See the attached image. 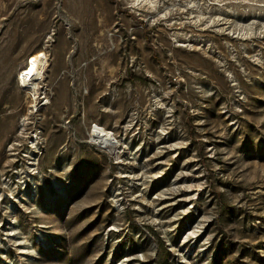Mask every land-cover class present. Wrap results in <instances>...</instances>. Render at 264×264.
<instances>
[{
	"label": "rangeland",
	"instance_id": "obj_1",
	"mask_svg": "<svg viewBox=\"0 0 264 264\" xmlns=\"http://www.w3.org/2000/svg\"><path fill=\"white\" fill-rule=\"evenodd\" d=\"M0 264H264V0H0Z\"/></svg>",
	"mask_w": 264,
	"mask_h": 264
},
{
	"label": "bare ground",
	"instance_id": "obj_2",
	"mask_svg": "<svg viewBox=\"0 0 264 264\" xmlns=\"http://www.w3.org/2000/svg\"><path fill=\"white\" fill-rule=\"evenodd\" d=\"M23 43H24V41H23ZM44 56H45V54L41 50L30 58V60L27 62V65L20 72L21 75L19 76V79H20V85L21 86H25V87L33 86L34 87V85H31V84H33V81L41 78L42 73H43V68H44V62H45V61H43ZM103 133L107 134L108 132H103Z\"/></svg>",
	"mask_w": 264,
	"mask_h": 264
},
{
	"label": "trees",
	"instance_id": "obj_3",
	"mask_svg": "<svg viewBox=\"0 0 264 264\" xmlns=\"http://www.w3.org/2000/svg\"><path fill=\"white\" fill-rule=\"evenodd\" d=\"M117 253H118V251L115 252V254H117Z\"/></svg>",
	"mask_w": 264,
	"mask_h": 264
}]
</instances>
